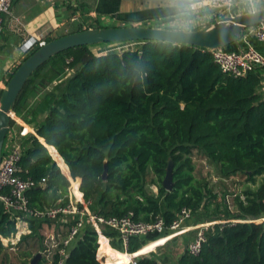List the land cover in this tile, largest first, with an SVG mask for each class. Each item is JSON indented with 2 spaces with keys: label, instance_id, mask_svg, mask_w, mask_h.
Segmentation results:
<instances>
[{
  "label": "trees",
  "instance_id": "obj_1",
  "mask_svg": "<svg viewBox=\"0 0 264 264\" xmlns=\"http://www.w3.org/2000/svg\"><path fill=\"white\" fill-rule=\"evenodd\" d=\"M53 39L45 37L46 42ZM136 43L140 45L121 53L96 54L91 46L66 50L26 81L13 112L36 134L21 142L18 163L20 176L35 183L26 192L29 207L42 210L60 199L67 202L69 182L52 156L64 173L68 167L71 178L80 180L84 200L104 217L132 213L136 221L159 217L169 226L187 208L201 223L229 221L206 231L199 255L186 251L178 264H264V100L257 93L259 78L254 71L243 77L223 73L202 48ZM33 95L37 98L28 105ZM194 151L214 167L218 179H237L231 208L206 179L195 176ZM169 160L174 186L167 192L162 180ZM149 174L153 178L148 182ZM51 224L29 221L31 232L18 243L24 244L27 260L19 264H28L42 249L41 231ZM15 233L16 222L0 202V238ZM103 234L111 247L104 237L99 245L94 229L83 225L62 264H127L117 263L116 250L136 257L145 238L155 236L130 238L124 250L115 231L107 228ZM29 242L37 245L36 253L27 252ZM9 257L0 240V264H12ZM59 260L54 254L50 263L41 258L38 264ZM155 262L150 256L136 258V264Z\"/></svg>",
  "mask_w": 264,
  "mask_h": 264
},
{
  "label": "built area",
  "instance_id": "obj_2",
  "mask_svg": "<svg viewBox=\"0 0 264 264\" xmlns=\"http://www.w3.org/2000/svg\"><path fill=\"white\" fill-rule=\"evenodd\" d=\"M14 1L0 0V35L3 31L4 18L11 14ZM216 9L218 10L216 13L222 12L229 14L224 17H233L238 15L232 14L234 10H245L248 9V6L245 0H223V6ZM76 20V18H73L71 21L74 22ZM251 38L264 42V23L244 29L241 36V40L244 41L245 45L243 50L230 51L225 50V48L205 50L211 53L215 64L218 65L223 73L233 77H243L258 68H264V56L258 53L248 43ZM46 43L45 38L36 39L31 36L22 43L20 50L23 55H26L34 49L44 46ZM129 47L132 48L133 46L130 45ZM129 47L125 50H128ZM119 50L125 51L121 47ZM68 75H70L69 70H67ZM11 119L15 120L14 112L11 113ZM4 145L3 148L5 147ZM21 156V146L16 142L9 145L6 151L2 149V159L0 162V202L3 204L4 210L16 222V233L6 239L0 238L1 243L9 252L17 249L23 232L25 233L24 235L30 234L31 231L28 224L32 220L54 223L52 226L50 225L51 227L46 226V229L42 232V249L38 253H41L42 258L47 263L51 262L54 254H58L60 256L59 264L63 263L67 256L70 243L78 236L81 228L85 224H88L97 233L99 245L100 238H106L103 234L105 229L108 228L115 231L118 234L124 250L127 248L129 239L133 237L160 234L165 231H169L171 236H174L186 229L189 230V227H184L185 222L192 217L191 210L187 208H182L169 226L159 217L152 222L136 221L133 219L132 213L121 217H104L91 210V202L84 200L83 194L79 189L80 180L74 179L69 182V186L67 187L66 203L59 200L55 205L42 210L31 209L26 192L34 187L35 183L29 178L24 179L20 176L22 169L18 163ZM75 191H78L80 197L76 196ZM228 222H205L199 225L195 224L191 227L190 229H193L195 234L187 245L186 251L188 254L198 256L201 246L205 242L206 231L213 228L214 225H224ZM55 223L60 224L58 229L55 227ZM106 239L109 240L108 238ZM129 264H136V257H133Z\"/></svg>",
  "mask_w": 264,
  "mask_h": 264
},
{
  "label": "crops",
  "instance_id": "obj_3",
  "mask_svg": "<svg viewBox=\"0 0 264 264\" xmlns=\"http://www.w3.org/2000/svg\"><path fill=\"white\" fill-rule=\"evenodd\" d=\"M260 7L262 9L264 8V5H261ZM243 13H248V9L240 11L234 10L232 12V14L238 15ZM161 15L162 10L160 8L159 0H15L11 8V14L4 18L3 31L0 35V95L6 86L10 75L25 57L20 50V46L31 36L36 39H42L47 36L57 38L64 35L62 31H67L66 29H69L72 32L81 26L82 28L91 29L97 25L102 26L101 24H111L112 27H150L151 25L155 26L157 24ZM226 15L229 14L212 12L211 18L196 30L207 27L219 17H224ZM73 18L77 19L74 21V23H76L75 26L65 28V24L68 20L72 22L71 20ZM248 43L252 45L258 53L264 56V42L251 38ZM244 48V41L241 39L238 43L227 47L230 51L243 50ZM254 72L259 78L257 93L261 99L264 100V68H258ZM36 98L37 96L35 95L31 96L27 104H33ZM14 118L15 120L11 119L14 124L12 126L10 125L9 132L5 137V147L3 148V151H6V148L15 142L20 145L30 134L36 135L33 127L19 118L15 113ZM38 140L42 143L40 138ZM42 144L46 147L50 155V151L47 147L48 145L46 146L45 143ZM55 152L57 153L56 149ZM57 155L59 154L57 153ZM52 159L59 167L61 174L68 180V182H71L72 178L64 161L62 160L67 167L66 173L62 171L57 161L54 158ZM231 180L237 179L231 178L228 180H221L217 177L215 178L216 182L220 181L222 183ZM259 183L260 179L257 181V184ZM236 191L237 186L234 189V192ZM156 192L157 191H155V193ZM191 218L185 222L184 227H193L191 225ZM45 227L46 226L43 227L41 232L46 229ZM55 227L58 229L60 224L55 223ZM190 228L189 230L186 229L174 236H171L169 231L155 234V236L152 237H147L146 235L147 238H145V243L138 251L136 258L150 256L155 259L157 264H178L179 258L186 252L187 245L194 237L195 231ZM24 234L25 233L23 232L22 235ZM107 241L110 245V240ZM168 243L173 245L172 251L177 257L175 260H171L168 255L166 256L163 254L165 249L163 247ZM116 256L117 263H129L128 256L125 252L116 250Z\"/></svg>",
  "mask_w": 264,
  "mask_h": 264
},
{
  "label": "water",
  "instance_id": "obj_4",
  "mask_svg": "<svg viewBox=\"0 0 264 264\" xmlns=\"http://www.w3.org/2000/svg\"><path fill=\"white\" fill-rule=\"evenodd\" d=\"M216 12H218L217 9L213 11V13ZM261 23H264V8L254 15L248 12L233 17H222L207 27L195 30L189 39L178 45L202 49H223L238 43L245 28ZM153 30L154 28L142 26L91 28L55 38L32 52L18 65L0 95V162L16 99L28 78L41 65L55 55L76 47L106 43L154 41L151 35ZM106 176L107 168L104 164L102 180L105 181ZM173 186V163L169 160L162 180V187L165 191L170 192ZM41 258V253H36L28 264H38ZM155 264L157 263L155 262Z\"/></svg>",
  "mask_w": 264,
  "mask_h": 264
},
{
  "label": "clouds",
  "instance_id": "obj_5",
  "mask_svg": "<svg viewBox=\"0 0 264 264\" xmlns=\"http://www.w3.org/2000/svg\"><path fill=\"white\" fill-rule=\"evenodd\" d=\"M162 15L152 32V39L160 44L176 46L189 39L193 32L211 18L223 0H159ZM249 14L261 10L264 0H245Z\"/></svg>",
  "mask_w": 264,
  "mask_h": 264
},
{
  "label": "rangeland",
  "instance_id": "obj_6",
  "mask_svg": "<svg viewBox=\"0 0 264 264\" xmlns=\"http://www.w3.org/2000/svg\"><path fill=\"white\" fill-rule=\"evenodd\" d=\"M75 24L76 23L70 22L68 20V22L65 24L66 25L65 28H70L72 26H75ZM101 25L103 27H112L111 24H101ZM145 27H148V26H145ZM150 28H154V26L151 25ZM66 30L67 31L63 30L62 33L63 34H70L71 30H69V29H66ZM121 45L116 44V43L97 44V45L91 46L92 48H90V49L93 52H95L96 54H102V53H106L108 51H113V52L116 51V52L120 53L122 51V50H119L120 47L124 48V50H125L130 45H132L133 48H135V47H138L140 44L136 43V42L135 43L129 42V43L121 44ZM28 54H26L25 57ZM4 89H5V87H4ZM192 160H193V163L195 165V176L197 178L206 179L208 181L210 187L213 189L214 193L218 194L219 199H221L222 196L225 197L226 203L231 208L232 199H233L231 194L234 192V189L236 188L235 181H237V180L227 181L226 183H222L220 181L216 182L215 181L216 172H215L214 167L206 160V158L200 152L194 151L192 154ZM152 178H153V176L149 174L147 177V181L149 182L150 180H152ZM254 187L255 186H249V188H251V189ZM244 188H245L244 186L241 187V189H244ZM150 189L154 193H155V191H157L156 187L153 185L150 187ZM191 222H192V224H191L192 226H194L195 224H198V225L201 224L200 221H197V216H195V215L192 216ZM23 246H24V244L21 246L17 245V249H19V250L16 249L17 251L15 250V251L9 252L10 253L9 259L12 262V264H19V263H22L23 261L27 260V257L25 255V253L23 252L26 249L24 248L25 246L24 247ZM28 246H29L28 247L29 250L27 252H29V253H36L37 252V245L35 243L29 242ZM172 246L173 245L168 243L165 247H163V248H165L163 254L166 256L168 255V257L171 260H175V259H177V257L174 255V252L172 251ZM172 264H175V263H172Z\"/></svg>",
  "mask_w": 264,
  "mask_h": 264
},
{
  "label": "bare ground",
  "instance_id": "obj_7",
  "mask_svg": "<svg viewBox=\"0 0 264 264\" xmlns=\"http://www.w3.org/2000/svg\"><path fill=\"white\" fill-rule=\"evenodd\" d=\"M128 259H129V262H130V260L132 259L131 257H128Z\"/></svg>",
  "mask_w": 264,
  "mask_h": 264
}]
</instances>
